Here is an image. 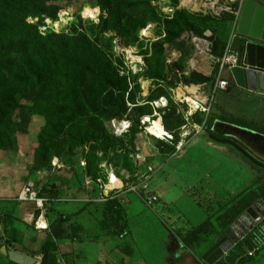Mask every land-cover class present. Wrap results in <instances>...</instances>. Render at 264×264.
Returning a JSON list of instances; mask_svg holds the SVG:
<instances>
[{
	"label": "rangeland",
	"instance_id": "1",
	"mask_svg": "<svg viewBox=\"0 0 264 264\" xmlns=\"http://www.w3.org/2000/svg\"><path fill=\"white\" fill-rule=\"evenodd\" d=\"M184 2L48 0L35 7L39 17L27 16L40 35L60 36L34 48L51 45L57 57L62 54L68 61L67 84H16L10 112L0 106V264H15L9 250L23 251L41 264L51 234L57 249L49 251V260L59 264H264V214L246 232L234 229L245 210L242 200L211 202L213 214L198 224L197 219L182 223L163 201L161 206L159 200L151 206L143 201L149 192L144 183L175 155L179 141L195 135L230 142L264 166V96L252 98L236 85L213 92L209 73L203 85L189 77L196 51L192 36L208 41L210 59L219 57L216 51L232 38L243 0H201L211 9ZM129 48L139 61L128 57ZM197 87L206 97L204 111L200 107L190 115L183 100ZM160 99L162 108L154 104ZM155 113L171 139L144 130L140 117ZM53 155L61 158L55 170ZM81 158L113 169L117 182L106 187H127L114 196L117 202L83 190ZM155 177L152 186L161 176ZM28 184L43 196H49L51 186L57 189L40 209L35 202L15 200ZM83 193L81 207L60 208L64 197L79 199ZM257 199H264V191ZM18 205L33 207L34 217ZM37 210L50 223L41 234L33 233ZM216 253L220 257L208 263Z\"/></svg>",
	"mask_w": 264,
	"mask_h": 264
},
{
	"label": "crops",
	"instance_id": "2",
	"mask_svg": "<svg viewBox=\"0 0 264 264\" xmlns=\"http://www.w3.org/2000/svg\"><path fill=\"white\" fill-rule=\"evenodd\" d=\"M253 1L264 5V0ZM244 2L245 0L242 2L241 10ZM230 41L231 38L225 42L223 46L218 47L216 56L221 55L224 48L230 45ZM223 78L227 79L225 73ZM234 85L233 83L230 85L231 89ZM204 86H206V84ZM194 87L195 86H193V88ZM244 90L252 95V98H254V96H264V93ZM226 103L227 101H225V104ZM178 145L179 147L176 149L175 155L166 163H161L158 171L152 175L148 182L144 183L147 190L158 197L160 206L163 201L166 205L175 208L177 216H180L182 223L185 224H188L191 219H197L196 222L198 224L204 221L206 217L212 215L213 207H209L211 202L224 204L230 201L235 202L242 200L244 205L243 209L245 210L241 216L248 214L253 219L259 214L256 209V204L259 202L264 203V199H257V196L264 191V178L262 179L264 166L259 165L256 162L257 160L254 162L251 156L252 159L245 156L240 150L233 147L230 142H222L204 134L195 135L184 144H182V141H179ZM220 152H224L227 156H225V154L221 155ZM175 158L177 160L173 162ZM226 158H229V160H226ZM155 175H160L161 177L158 183L152 186L150 180L153 179ZM53 189L55 191L57 187L53 186ZM83 190L85 189L83 188ZM85 191L89 192L91 190ZM67 192L68 191H66V194H68ZM174 193L176 195H174ZM69 196V198L64 197L66 203L62 204L60 208L71 209L72 206L78 208L82 206V202L86 201L84 199V193L79 199L73 198L72 195ZM174 196L177 198H174ZM54 198L59 200V198L55 196ZM195 198L202 202L196 203ZM237 198L239 199L236 200ZM15 200L17 201L16 198ZM27 203L31 204L32 202ZM212 205L213 204H211V206ZM18 206L20 207L21 205ZM246 208L248 209L246 210ZM22 209L26 213L25 216L30 219L34 217L33 207L31 210L26 207H22ZM36 209L37 208H35V210ZM39 216H41L40 219L44 221L45 215L43 212H40V210L35 218L37 219ZM35 218H33V221ZM40 219H37V222H39ZM49 226L50 223L47 221L46 228L38 229L35 227L33 233L36 234L39 231L47 232ZM20 253L27 254L23 251ZM76 264L84 263L76 262Z\"/></svg>",
	"mask_w": 264,
	"mask_h": 264
},
{
	"label": "trees",
	"instance_id": "3",
	"mask_svg": "<svg viewBox=\"0 0 264 264\" xmlns=\"http://www.w3.org/2000/svg\"><path fill=\"white\" fill-rule=\"evenodd\" d=\"M44 1L48 0H0V106L2 105L3 111L10 112L8 103L15 102L16 84H54L56 81L58 84H67L65 75L68 70V61L63 59L62 54L57 57L56 52L50 51L52 49L51 45L50 47L44 46L38 51L34 48L36 42L58 41L60 36H42L37 32L35 26L26 21L29 15L37 16L34 9L37 4ZM22 64H28L29 66H23ZM226 78L228 84H232L231 78L229 76H226ZM46 105H49L48 99ZM53 157H57L61 161L60 156L53 155L51 160ZM51 160L50 167L55 170L56 168L51 165ZM80 161L85 162V172L93 180L97 176L106 179V171L103 170V166L93 167L92 163L83 158ZM79 167L84 172L80 165ZM49 191V196H43L36 192L38 197L51 202V192H54L53 186L50 187ZM113 199L116 202L119 200L118 197L106 200ZM37 215L38 211L35 212V216ZM51 238L55 239L54 234L47 237V241L43 246L45 253L43 252L44 256L41 264H59L55 260H49V251L57 249L53 248L54 242ZM219 257L220 254L216 253L207 262L213 263ZM206 258H208V255Z\"/></svg>",
	"mask_w": 264,
	"mask_h": 264
},
{
	"label": "water",
	"instance_id": "4",
	"mask_svg": "<svg viewBox=\"0 0 264 264\" xmlns=\"http://www.w3.org/2000/svg\"><path fill=\"white\" fill-rule=\"evenodd\" d=\"M230 49L237 53L238 58L236 65L226 71L232 83L242 89L264 93V5L253 0H245L230 41ZM189 77L198 84L208 80L207 75L196 70H191ZM230 90L231 87H228L227 91ZM231 145L235 146L232 143ZM236 148L250 157L239 147ZM254 223L255 221L245 214L235 222L234 229L246 232ZM7 256L16 264H36L37 262L35 257L16 251L9 250Z\"/></svg>",
	"mask_w": 264,
	"mask_h": 264
},
{
	"label": "built area",
	"instance_id": "5",
	"mask_svg": "<svg viewBox=\"0 0 264 264\" xmlns=\"http://www.w3.org/2000/svg\"><path fill=\"white\" fill-rule=\"evenodd\" d=\"M229 1H232V0H229ZM240 5H241V3H240ZM240 8L241 7H239V9H238L237 15H239ZM207 51L209 52L210 50L207 49ZM237 60H238L237 53L230 49V45H227L224 48V50L222 51V53L219 57H212V59H209V61H210V63H209V68H210L209 75L212 78L210 87L213 88V92L218 91V90H225L228 87V81L225 78H223V75L230 67L236 65ZM211 63H212V65H211ZM214 65H216V68H217L216 70H214V68H215ZM213 66H214V68H213ZM212 69L214 70V73H212V71H213ZM154 104L156 105V107H158L156 103H154ZM200 109H203V111H204L203 107H201ZM148 117L153 119V117L151 115L146 116V117H142L140 119V123L143 126L144 130L147 128L146 124L149 123V121H147V122L145 121V119L147 120ZM166 137L168 139H171V136H166ZM166 137L163 136L160 138V140H166ZM178 147H179V145L176 146V149H178ZM51 165L54 168H59L61 164H60V161L57 157H53L51 160ZM80 166L82 169H84V172H83L84 178H83V182H82L83 188L85 190H89V189L93 190L94 189V191L98 192L99 197L103 200L113 198L114 196L118 195V193L122 192V190L127 188V187L124 188L123 186L120 187V185H119V188L116 185L113 187H110V188L106 187V185L108 183H110L109 182L110 181V174L113 172V169H112V172L108 171L111 168L110 166L108 167L109 169L105 168L106 179H104L102 176H97L94 180L91 178V176L89 174H87L85 172V162L84 161H80ZM120 183H121V181H120ZM127 190L135 192L136 188L135 187H129ZM146 193L147 194L145 196L143 193V196H144L143 201L147 206H151L158 201V197L155 194L150 193V192H146ZM16 199L18 201L35 202V205L40 209H42L43 203L46 201L44 198H40L37 196V192L34 190L32 185H30V184L23 186V188L20 190V192H18ZM256 209L259 212V214H258L259 216L253 218V220L255 222L259 221L260 215L262 216L264 214V203L259 202L258 204H256ZM40 218H41V216H39L37 219H40ZM36 223H38V222L36 221Z\"/></svg>",
	"mask_w": 264,
	"mask_h": 264
},
{
	"label": "bare ground",
	"instance_id": "6",
	"mask_svg": "<svg viewBox=\"0 0 264 264\" xmlns=\"http://www.w3.org/2000/svg\"><path fill=\"white\" fill-rule=\"evenodd\" d=\"M185 6L188 7H193V9L196 8H201V9H211L212 6L211 4H204L201 2V0H185L184 2ZM91 9V8H90ZM93 13V10L91 9V12ZM192 41L195 44L196 51L194 53L195 57L192 60L191 67L195 70H201L202 74L207 75L209 73V59L210 57L207 55V49H208V41L196 36H192ZM127 55L129 58H131L133 61H139V57L135 56L133 54L132 49H128ZM199 70V71H200ZM191 93V92H190ZM206 94V93H205ZM186 105L189 108V114L192 115L197 109L201 107V104L206 102V97L199 93L198 88L194 91V93L191 95H186L184 96L183 100ZM158 107H164L165 106V101L164 99H161L158 102H155ZM159 103V105H158ZM155 119L149 118L145 121H149L148 124H146L147 128L146 133L149 135L153 136L154 138L160 139L163 136H170L169 132L165 130V128L162 125V119L161 116L157 113L153 115ZM127 122L122 121L120 125L124 128L126 127ZM109 185H113L117 182L116 176L112 172L110 174V181ZM37 228L38 229H44L46 228V224L44 223L43 219H40L39 222L37 223Z\"/></svg>",
	"mask_w": 264,
	"mask_h": 264
}]
</instances>
